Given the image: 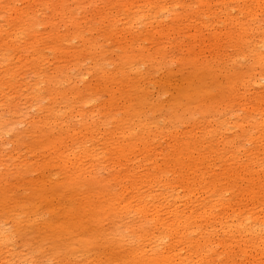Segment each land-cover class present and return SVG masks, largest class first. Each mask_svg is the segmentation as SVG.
I'll use <instances>...</instances> for the list:
<instances>
[{"label": "rangeland", "instance_id": "obj_1", "mask_svg": "<svg viewBox=\"0 0 264 264\" xmlns=\"http://www.w3.org/2000/svg\"><path fill=\"white\" fill-rule=\"evenodd\" d=\"M209 1L214 7L212 20L202 14L196 16L194 11L198 0H163L161 7L155 0H64L62 7L55 4L57 0H40L32 6L27 0H0V117L6 119L0 120L6 130L5 134H0V229L7 236V242L0 244V258L4 262L11 259L17 264H66L64 261L61 263L63 255L68 252L66 247H62L55 235L52 236L54 232L50 228L41 226V221L49 220L53 216L51 210L59 208L58 205L70 206L71 212L75 213L85 195L90 194L94 202L98 201L96 186L99 180L110 181L114 186L113 179L118 176L123 185L129 186V180L140 175L141 170H136L133 178L126 176V173L136 168L147 155L150 154L149 158L156 164H162L164 155L172 151L175 132H166V138L157 136L153 141H150L151 137L147 138L148 143H153L154 150L150 153L140 147V152L133 154L130 166L108 164L105 159L96 165L86 160L80 162L87 178L81 182L78 192L70 195L67 186L57 185L56 189L47 192V201H44L33 195L37 187L46 185L50 188V182L62 184L64 176L58 169L56 156L45 148H37V143L43 144L50 135L56 137L59 133L63 134L60 131H68V137L80 127L82 120L99 124L109 119L105 128L112 127L113 121L121 119L123 115L111 111L117 101L121 109L131 106L129 112L124 109L130 113L127 118L130 122L140 119V127L144 120L150 127L157 125L163 128L170 121L171 107L167 104L173 100L177 111L181 112L186 107L189 109L187 119L181 116V123L176 124L178 133L193 137L202 144L206 136L202 131L203 126L194 129L192 124L196 119H204L205 122L209 121L210 130L207 129V133L212 136L198 151L207 165H200L197 172L195 170L188 174L190 180L187 189H173L182 198L189 187L194 188L192 183L200 180V176L203 187H206L210 177L224 168L222 163L225 161L209 156L208 152L220 149L223 140L242 141V126L248 132H253L245 117L256 119V114L251 113L250 104L256 105L264 97V67L257 65L254 73L253 67L256 65L250 55L253 49L251 45L259 41L258 35L249 17L242 16L234 2ZM120 3L133 6L132 11L137 16L131 20L127 16L131 10L128 13L119 9L117 5ZM186 8L188 11H184ZM227 12L228 16L225 14ZM257 13L259 16L256 20L262 18L261 25L264 27V17L260 15L261 12ZM109 16L111 18L106 22ZM153 17L156 19L153 20ZM202 17L209 25L208 29L196 31L201 27ZM235 23L244 24L240 27ZM77 27L87 39L85 44L76 38ZM229 29L230 39L226 41V31ZM194 32L199 33L197 36L202 34V38L188 37ZM29 42L34 51L24 48ZM36 49L38 54H35ZM261 53H264V48ZM126 56L131 59L130 64H121ZM56 68L62 72L59 78L54 79L58 84L53 85L50 75ZM235 77L242 80L237 92L231 89L230 84L231 78ZM43 80L50 84L43 83ZM129 81L130 84L127 83ZM191 93L196 96L190 98ZM234 95L237 101L233 103ZM203 98L218 106L219 112L202 118L199 105ZM248 102L249 106H246ZM51 107L59 110L62 118L52 120L53 123L49 125L44 117ZM103 107L109 110H103ZM222 119L228 121L227 130L219 127V120ZM172 124L169 123V126ZM148 131L144 129L143 137H147ZM102 133L100 129L99 134H92L88 138H74V148L67 141L68 149L62 154L63 158L70 162L76 160L78 146L81 148L84 145L89 150L102 148ZM243 145L244 148H251L245 142ZM54 146L58 148L56 143ZM57 150L62 152V149ZM257 152L264 157V147ZM238 156L241 159L246 157L241 147ZM45 162L50 165L41 171L38 166L46 165ZM185 163L188 164V161ZM69 167L72 172L73 168ZM147 167H151V164ZM163 183L165 181L161 179L151 188L143 187L142 191L165 206L166 201L162 198L165 191H169L170 202L174 199L173 191L166 190ZM225 198L230 200V195L226 194ZM194 201L207 203L209 199L205 192H201ZM183 203L184 200H177L175 204L183 208ZM26 205L38 209L36 213L40 215V223L28 224L24 232L13 235L15 220L26 222L35 212L26 209ZM124 222L121 217L115 222L106 221L102 226H87L86 222L85 227H90L86 233L89 239L102 238L112 232V226L118 225L122 231ZM213 225L216 231L211 235L213 241H217L222 238V232L218 223ZM21 226L24 228L25 225ZM93 253L95 255L96 252ZM106 253L109 257H115L111 252ZM75 256L73 264H78L80 260L79 264H85L81 253L77 252Z\"/></svg>", "mask_w": 264, "mask_h": 264}, {"label": "bare ground", "instance_id": "obj_2", "mask_svg": "<svg viewBox=\"0 0 264 264\" xmlns=\"http://www.w3.org/2000/svg\"><path fill=\"white\" fill-rule=\"evenodd\" d=\"M27 1L32 6L37 5L40 0ZM155 1L161 7L160 3L163 0ZM230 2H234L238 6L239 13L242 16L249 17L252 25H254L253 29L258 35L257 39L259 41L251 45L253 49L250 51L251 59L256 65L253 67L255 73L257 65L264 67V53H261V49L264 48V27L263 24L261 25L263 19L256 20L259 16L258 11L264 17V0H223L225 4ZM63 3L64 0H57L55 4L62 7ZM211 4L209 0H198L197 9L194 13L196 16L202 14L207 19L212 20L214 7ZM260 4L262 8H260ZM117 6L128 13L131 10L127 14L131 20L132 17L134 19L137 16L132 11L133 6H130V8L126 3H120ZM184 11H188V8ZM225 14L228 16L229 12ZM110 18L111 16L106 18V22ZM152 19L155 20L156 17ZM200 22L201 27L195 30L201 31V28L207 30L209 25L206 21H203V17L200 18ZM212 23L213 21L210 24ZM235 24L241 27L244 23ZM78 29L77 27L75 32L76 38L85 44L87 39L82 36ZM229 32L230 29L226 31V41L230 39ZM194 33V35L188 37L202 38V34L197 36L199 33ZM163 34L168 35V33ZM24 48H30L34 51L31 42L26 43ZM37 51L38 49H36L35 54H38ZM125 58V62L121 61V64H130L131 59L128 56ZM61 72L62 70L57 68L52 71L53 77L50 75V78H53V85L58 84L54 79L59 78ZM239 81H242L240 77L231 78L230 80L231 89L234 92H237L238 87H240ZM42 82L50 84L47 80ZM127 83L130 84V81ZM122 94L121 96L124 98ZM195 96L191 93L190 98ZM177 97L178 95L175 96V101ZM208 100V98H203L200 102L199 109L202 118L208 116V114L213 116V114L219 112V107L212 105ZM232 100L234 103V101H237V97L232 96ZM118 104L117 101L111 111H117L123 115L121 119L113 121L112 127L105 128L110 122L109 119H105L104 122L99 124L82 120L80 127L73 130L68 137H66L69 134L68 131H60L63 133L62 135L59 133L58 136L53 137L52 134L43 144L42 142L37 143V148H45L51 155L56 156L58 169L61 173H64V176L62 184L50 182L48 184L50 188L46 185L37 187L33 195L39 196L40 200L47 201L45 200L47 192L56 189L57 185H65V187H68L67 192L70 195L75 194L80 189L83 179L87 178V174L79 164L80 162L86 160L90 164L96 165L102 159H105L108 164L121 165L123 163L130 166L132 165L133 154L140 152V147L150 153L154 150L153 143L147 142L149 137H151L150 141H153L157 136L166 138V132L167 134L175 132L172 136L174 146L172 151L164 155L162 164H156L152 158H149V154L141 160L142 162L140 161L136 168L129 170L126 173L129 178L130 176L133 178L132 175L136 170H141L140 175L138 174L136 178L129 180V186L123 185L118 176L113 179L114 186L111 185L110 181L99 180L96 186L98 201L94 202L90 194L85 195L79 203L78 211L75 213L71 212L72 207L70 206L60 207L58 205L59 208L57 209L51 208L53 216L49 220L43 219L41 226L44 225V228H50L54 232L52 236L55 235L62 247H66V252H68L65 253V256L63 255L61 263L64 261L66 264H73L75 255L78 252L81 253L85 264H264V157H260L257 152L258 149L264 147V97L262 96L256 105L250 104L251 113L256 114V119L252 116L250 118L245 117L248 127L253 132H248L242 126L241 128L244 130L242 141L223 140L220 149L215 148L213 152H208L209 156L225 161L222 163L224 168L210 177L211 180L206 187H203L201 176H197L200 180L197 179L193 182L194 188L190 189L189 187L187 194L183 195L182 198L173 189H177V187L183 190L187 189L190 180L188 174L195 170L197 172L200 165H207L206 161H202L204 159H201L202 154H199L198 151L199 147L203 148L205 146L204 142L207 143L208 138L212 137L210 133H207L209 121L196 119L192 124L194 129L203 126L202 131L206 136L202 139L204 142L199 144L193 137H186L184 133L177 132L178 126L176 124L181 123V116H185V120L187 119L186 114L189 109L186 107L181 112L177 111L174 109L173 100L167 104L171 107L170 121L168 120L163 128H158L157 125L150 127V124L144 120L141 122L140 127V119L137 122H130V119H127L130 113L127 112L132 109L131 106H127V108L123 106L121 109ZM248 104L249 102L246 106H249ZM125 108L127 112H125ZM102 109L109 110L107 107ZM245 111H248V109H245ZM44 118L51 125L54 121L62 118V113L51 107L47 110ZM0 120L5 121L6 119L0 117ZM219 122V127L227 130L228 121L222 119ZM169 123L173 124L169 126ZM99 128L102 129V135H104L102 148L89 150L84 145L81 148L78 146L76 160L70 162L63 158L62 154L68 149L66 146L67 141H70L71 148H74V138H88L92 134H99ZM152 128L156 129L152 130ZM0 129V134L6 133L4 124L1 121ZM144 129H149L147 137H143ZM244 142L251 148H244ZM55 143L58 145L57 149H62V152H58L54 146ZM236 143L239 144L236 145ZM240 147L246 155L242 159L238 156ZM189 154L190 156H188ZM186 161H188V164L185 163ZM227 163L228 166H226ZM44 164L46 165L38 166L41 171H44L50 165L48 162ZM149 164H151V167H147ZM69 166L73 168L72 172L69 171ZM145 168L146 171L143 172ZM161 179L165 181L163 183L165 189L173 191V202L168 199L169 191L164 192L165 196L162 198L166 201L165 206L157 200L154 201L155 197L145 195L142 191L143 187L151 188L154 183ZM201 192H205L209 202L194 201L196 195L201 194ZM226 194L230 195V200H226ZM177 200H184L183 208L176 206ZM26 206V209H33L35 212L28 217L26 222L15 220L13 235L24 232L28 224L40 223V215L36 213L38 209L34 206ZM40 214L43 215V212H40ZM120 217L125 220L121 225L122 231L119 230L120 227L116 223H113L112 225L117 226H112V232L106 233L102 238H88L86 231L90 227H85L86 222L87 226H102L104 222H115ZM213 223H218V227L222 232V238L217 241H213L211 235L212 232L216 231ZM21 225H25L24 228ZM6 237L4 231L0 229V244L7 242ZM92 252H96L95 255L94 253L92 255ZM106 252L113 253L115 257H109ZM34 253L36 252L34 251ZM18 263L20 264V262ZM0 264H17V262L11 261V259L4 262L0 258Z\"/></svg>", "mask_w": 264, "mask_h": 264}]
</instances>
